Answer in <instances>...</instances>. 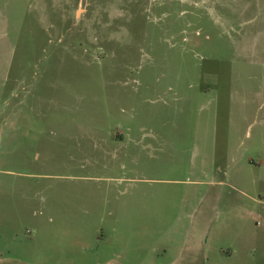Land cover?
I'll list each match as a JSON object with an SVG mask.
<instances>
[{
  "label": "rangeland",
  "instance_id": "374dc122",
  "mask_svg": "<svg viewBox=\"0 0 264 264\" xmlns=\"http://www.w3.org/2000/svg\"><path fill=\"white\" fill-rule=\"evenodd\" d=\"M0 264H264V0H0Z\"/></svg>",
  "mask_w": 264,
  "mask_h": 264
}]
</instances>
